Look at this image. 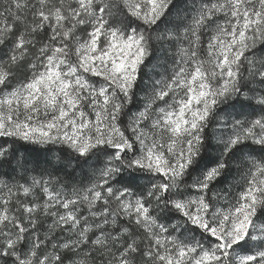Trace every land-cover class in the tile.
<instances>
[{"label":"snow or ice","instance_id":"6c2138e0","mask_svg":"<svg viewBox=\"0 0 264 264\" xmlns=\"http://www.w3.org/2000/svg\"><path fill=\"white\" fill-rule=\"evenodd\" d=\"M0 264H264V0H0Z\"/></svg>","mask_w":264,"mask_h":264}]
</instances>
